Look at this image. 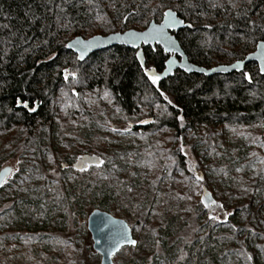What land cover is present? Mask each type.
<instances>
[{"label": "trees", "instance_id": "1", "mask_svg": "<svg viewBox=\"0 0 264 264\" xmlns=\"http://www.w3.org/2000/svg\"><path fill=\"white\" fill-rule=\"evenodd\" d=\"M167 10L192 25L174 35L189 62L200 67L243 60L264 41V0H0V132L13 128L32 134L40 121L52 117L60 91L69 102L80 105L83 92L98 87L125 116L142 112L148 117L133 125V133L168 129L181 137L201 127L264 125V76L254 63L240 73L208 77L176 71L153 84L145 72L160 74L168 58L159 47L142 48L144 67L136 51L125 47L98 51L84 61L66 48L76 37L142 31L151 21L159 23ZM65 70L76 78L70 75L65 80ZM245 72L251 83L244 79ZM18 101H26L36 111L20 107ZM176 154L180 170L188 174ZM84 162L68 168H85ZM227 188L221 198L230 212L215 220L205 208L208 215L200 218L202 225L194 239L178 240L186 256L183 264L189 259L192 264H264V240L257 244L260 234L252 228L260 221L253 210L264 200V189L246 184ZM97 190L92 191L95 195L88 210L112 213L113 191ZM22 196L0 211V229L12 222L18 234L32 235L42 223L32 222L34 210L18 200ZM200 203L205 207L209 201L200 199ZM242 218L249 221H244L245 226H240ZM243 234L256 237L252 247L246 237L239 239Z\"/></svg>", "mask_w": 264, "mask_h": 264}, {"label": "rangeland", "instance_id": "2", "mask_svg": "<svg viewBox=\"0 0 264 264\" xmlns=\"http://www.w3.org/2000/svg\"><path fill=\"white\" fill-rule=\"evenodd\" d=\"M105 93L103 87L84 91L76 105L60 91L52 117L32 134L13 128L0 132V171L11 168L0 188V211L23 195L18 200L33 208L32 222L42 223L32 235L18 234L10 216L11 224L0 229V264H100L87 217L93 189L103 187L113 191L111 209L119 211L110 214L125 220L137 241L113 256V264H183L178 240L194 239L208 215L205 208L215 220L230 212L221 198L229 185L264 189V125L201 127L181 137L168 129L133 133V125L148 117L125 116ZM176 153L188 174L180 170ZM80 161L85 170L68 168ZM200 199L209 201L207 207ZM261 203L253 210L260 221L252 227L260 236L239 238L246 237L250 247L253 239L264 240ZM241 220L240 226L249 222Z\"/></svg>", "mask_w": 264, "mask_h": 264}, {"label": "water", "instance_id": "3", "mask_svg": "<svg viewBox=\"0 0 264 264\" xmlns=\"http://www.w3.org/2000/svg\"><path fill=\"white\" fill-rule=\"evenodd\" d=\"M168 11L171 10L165 12ZM172 12L175 14L176 23L174 26L165 29L172 44L171 49H165L163 43L157 44L153 39H149L148 42L145 43L142 38L143 34L151 31L153 27L158 28L165 23L164 15L159 23L151 21L142 31L130 29L122 33L95 35L88 39L76 37L67 43V45H71V47L66 45V48L68 51L75 54L79 61H84L98 51L116 46L125 47L136 51L137 60L140 64H143L142 48L151 47L154 49L155 47H159L168 56L164 63V69L159 74V80L172 77L176 71H180L187 75L195 74L205 77L240 73L250 63H254L258 68L259 74L264 76V72H262V69H264V41L257 43L255 50L248 54L243 60H238L228 65H218L207 69L189 62L174 35V33L187 28L188 24L180 19L174 11ZM81 56L83 57L82 59ZM7 171L11 172V168L5 167L0 171V183L2 184L9 176V174H6ZM87 231L92 240L93 251L100 256V264H113V256L121 249L133 247L137 244L132 230L125 220L116 218L102 210L95 209L89 213L87 217ZM131 241H135V244L133 245Z\"/></svg>", "mask_w": 264, "mask_h": 264}, {"label": "snow or ice", "instance_id": "4", "mask_svg": "<svg viewBox=\"0 0 264 264\" xmlns=\"http://www.w3.org/2000/svg\"><path fill=\"white\" fill-rule=\"evenodd\" d=\"M164 17H165V23L160 26V27H153V29L145 34H143V40L145 43L148 42L149 39H153L157 42V44H161L163 43L165 49H171L172 48V44L170 42V38L167 36L166 32H165V29L166 28H169V27H172L175 25L176 23V19H175V14L172 12V11H168V12H165L164 13ZM187 27H192L191 24L187 25ZM135 35V34H133ZM78 43V42H77ZM68 47H71V45H67ZM83 57L81 56V59ZM141 67H144L143 64H141ZM262 72H264V69H262ZM71 75L72 79H75V74H70L67 70H65L64 72V79L65 80H68L69 79V76ZM145 75L148 76V79L151 80V82L153 84H156L157 81L160 79L159 76L157 75H152L150 74L149 72H145ZM243 77L245 80H247L249 83L252 82L251 80V77L248 75V73H243ZM108 93L106 92L105 93V96H107ZM18 104L20 107H23V108H27L29 109L30 111L32 112H35L36 111V108L35 107H32V108H29V104L26 102V101H18ZM182 119V118H181ZM115 131V130H114ZM100 163H103L102 161H100L97 166H99ZM80 170H85V168L83 166H81V169ZM6 174H11L10 171H7ZM197 179H202L201 177H197ZM7 181L5 180L4 183H6ZM3 184L0 183V187H2ZM205 207H207V205H205ZM210 219H216L215 217H210ZM131 243L134 245L135 244V241H131ZM251 259V257H249V260Z\"/></svg>", "mask_w": 264, "mask_h": 264}]
</instances>
